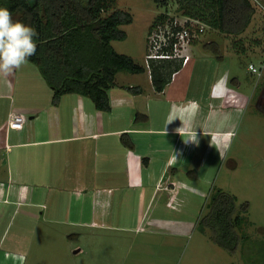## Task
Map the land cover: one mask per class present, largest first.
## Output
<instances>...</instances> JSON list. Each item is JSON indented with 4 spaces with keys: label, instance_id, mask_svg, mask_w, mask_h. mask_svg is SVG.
Instances as JSON below:
<instances>
[{
    "label": "crops",
    "instance_id": "0c3cea01",
    "mask_svg": "<svg viewBox=\"0 0 264 264\" xmlns=\"http://www.w3.org/2000/svg\"><path fill=\"white\" fill-rule=\"evenodd\" d=\"M158 18L147 39L162 25L155 24ZM212 42H194L190 60L162 91L155 89L149 68L143 72L146 88L119 81L123 73H117L108 91L110 111L98 110L80 93H66L55 104L54 89L30 60L10 75L0 74V237L18 231L0 263L20 261L13 246H23L37 231L59 230L56 225H66V231L139 230L151 205L169 213L191 204L199 187L215 181L248 97L239 79L230 80L221 51L219 58L207 50ZM180 105L187 107L178 110ZM185 112L194 115L187 119ZM11 113L24 115L21 129L9 127ZM138 113L147 119L136 121ZM158 220L153 218L152 228L160 227Z\"/></svg>",
    "mask_w": 264,
    "mask_h": 264
},
{
    "label": "rangeland",
    "instance_id": "374dc122",
    "mask_svg": "<svg viewBox=\"0 0 264 264\" xmlns=\"http://www.w3.org/2000/svg\"><path fill=\"white\" fill-rule=\"evenodd\" d=\"M111 1L115 8L126 9L133 15V22L122 26L127 38L114 41L118 51L132 56L148 69L147 48L153 46L147 39L149 26L161 13H169L167 26L158 32V42L163 41L174 18L179 23L184 20L177 10L179 0ZM21 18L20 13L13 15L14 20ZM242 37L247 46L246 55L235 52L232 36L210 27L195 41L200 47L208 41L219 45L223 63L229 65L230 80L239 79L240 92L248 97L244 117L237 125L231 148L214 182L199 187L191 204L177 206L169 213L158 211L156 203L151 205L147 222L139 230L72 228L66 231V225H56L60 227L57 231H37L23 246H13L22 256L14 264H264V69L261 76L248 69L250 63L264 64L263 10L258 8ZM168 48L173 53L172 47ZM121 73L118 76L121 82L150 86L148 73ZM183 77L184 74L180 75V79ZM220 193L234 199L235 214L241 219V225L237 226L241 239L235 253L214 241L215 230L205 220L210 200ZM156 217L160 227L152 228ZM49 226L41 223V227ZM14 232L18 233L10 231L6 238L0 237V262Z\"/></svg>",
    "mask_w": 264,
    "mask_h": 264
},
{
    "label": "trees",
    "instance_id": "16d2710c",
    "mask_svg": "<svg viewBox=\"0 0 264 264\" xmlns=\"http://www.w3.org/2000/svg\"><path fill=\"white\" fill-rule=\"evenodd\" d=\"M258 1L179 0L177 10L184 16L199 19L211 29L232 36L235 52L247 54L242 35L252 24L258 8L264 11V3ZM84 2L0 0V7L7 8L12 16L20 13L21 22L34 27L38 32V36L34 38L37 44L36 54L29 60L39 67L54 89L55 104L66 93H80L89 96L98 110L110 111L108 91L115 84L117 73H142L146 67L137 63L132 56L117 51L113 45L114 41L127 38V32L122 26L133 22L132 13L115 8L111 0ZM157 21L155 24H167L168 14H161ZM206 47L221 58L218 44L212 42ZM182 64L183 59L177 57L150 59L149 68L155 89L162 91ZM127 89L135 93L142 90L140 86H128ZM143 119H147V116L142 113L136 115V121ZM122 139L128 146L133 145L126 135ZM205 220L215 230L214 241L220 247L235 253L241 239L237 230L241 219L235 214L234 199H228L225 193L214 196L209 202Z\"/></svg>",
    "mask_w": 264,
    "mask_h": 264
},
{
    "label": "clouds",
    "instance_id": "9594fccd",
    "mask_svg": "<svg viewBox=\"0 0 264 264\" xmlns=\"http://www.w3.org/2000/svg\"><path fill=\"white\" fill-rule=\"evenodd\" d=\"M37 36L38 32L34 27L14 20L7 8L0 7V74L10 75L28 63L29 58L36 54L37 44L34 38ZM248 69L256 72V68L251 64ZM186 107L177 106L178 110ZM192 115L194 114L185 112L187 119H191ZM190 140L196 141V132Z\"/></svg>",
    "mask_w": 264,
    "mask_h": 264
},
{
    "label": "built area",
    "instance_id": "2783aa9c",
    "mask_svg": "<svg viewBox=\"0 0 264 264\" xmlns=\"http://www.w3.org/2000/svg\"><path fill=\"white\" fill-rule=\"evenodd\" d=\"M258 1V0H256ZM259 2V1H258ZM264 7V6H263ZM167 25H158L153 29L148 36L150 44L149 52L146 54V60L149 64V60L152 58H182L183 63H187L190 60L189 47L196 41V38L206 31V27H209L206 23L200 21L199 19L184 16V20L179 23L177 19L172 21L170 24V30L163 35V41L158 42L159 30ZM179 27L174 29L173 27ZM168 46H171L173 53L169 50ZM256 68V74L261 76L264 69V64L262 66H257L250 63ZM249 64V65H250ZM254 73V72H253ZM24 115L20 113H11L9 119V127L14 129H21L24 124Z\"/></svg>",
    "mask_w": 264,
    "mask_h": 264
}]
</instances>
